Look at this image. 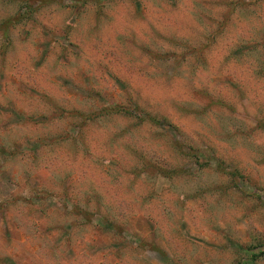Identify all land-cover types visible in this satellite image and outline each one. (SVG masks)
I'll return each instance as SVG.
<instances>
[{
    "label": "rangeland",
    "instance_id": "1",
    "mask_svg": "<svg viewBox=\"0 0 264 264\" xmlns=\"http://www.w3.org/2000/svg\"><path fill=\"white\" fill-rule=\"evenodd\" d=\"M0 264H264V0H0Z\"/></svg>",
    "mask_w": 264,
    "mask_h": 264
}]
</instances>
